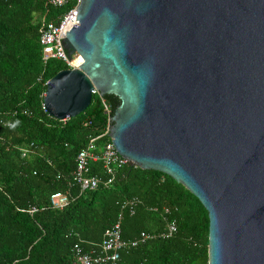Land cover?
Segmentation results:
<instances>
[{
    "label": "water",
    "instance_id": "1",
    "mask_svg": "<svg viewBox=\"0 0 264 264\" xmlns=\"http://www.w3.org/2000/svg\"><path fill=\"white\" fill-rule=\"evenodd\" d=\"M74 22L46 114L116 97L112 147L199 202L207 264H264V0H77Z\"/></svg>",
    "mask_w": 264,
    "mask_h": 264
},
{
    "label": "trees",
    "instance_id": "2",
    "mask_svg": "<svg viewBox=\"0 0 264 264\" xmlns=\"http://www.w3.org/2000/svg\"><path fill=\"white\" fill-rule=\"evenodd\" d=\"M45 1L0 0V264H69L75 245L98 251L118 216L126 243L139 233L155 236L118 251L115 264H207L206 212L168 176L125 165L109 186L80 190L71 183L77 152L89 140L107 141L99 137L106 125L101 100L110 115L118 100L92 94L86 109L66 120L41 109L46 83L67 67L41 61L40 18L52 20L77 2L50 8ZM100 166L89 164L90 173L105 180ZM56 192L67 199L62 209L49 205ZM166 223L176 232L161 238Z\"/></svg>",
    "mask_w": 264,
    "mask_h": 264
},
{
    "label": "built area",
    "instance_id": "3",
    "mask_svg": "<svg viewBox=\"0 0 264 264\" xmlns=\"http://www.w3.org/2000/svg\"><path fill=\"white\" fill-rule=\"evenodd\" d=\"M67 3L68 0H46L44 5L50 8H60ZM76 3L73 7L52 20H47L46 16L40 18L38 44L40 46V58L42 62L49 59L58 60L64 63L67 69H75L81 63V61H78L80 57L77 54H73L71 58H69V65L58 43L59 40L64 39V33H66L69 28L77 25V23L74 22ZM92 94H96V92L92 90L91 95ZM101 105L106 115V125L99 137H107V141L103 142L101 145L95 146L93 145L94 139L89 140L86 147L75 155L73 162L74 167L70 173V181L80 190H95L100 184H103V186L111 185L115 171L127 165V161L116 153L110 143V108L102 100ZM41 109L45 112L43 105H41ZM27 152V149H23L21 151V157H24ZM97 162L101 164L100 167L104 173V177L106 176L105 180H101L100 177L90 173L89 164H95ZM49 205L52 209H62L67 205V199L64 195L56 192L49 196ZM33 211V208H29L28 213ZM164 212H166V210H164ZM118 220L119 216L117 217V221L103 232V239L98 251L83 252L78 246H73L72 258L69 264H115L118 258V251L126 249L127 247H134L137 242H145L155 236L139 233L136 241L126 243L120 239ZM175 232V225L173 223H166L163 231L159 233V236L161 238H169Z\"/></svg>",
    "mask_w": 264,
    "mask_h": 264
},
{
    "label": "bare ground",
    "instance_id": "4",
    "mask_svg": "<svg viewBox=\"0 0 264 264\" xmlns=\"http://www.w3.org/2000/svg\"><path fill=\"white\" fill-rule=\"evenodd\" d=\"M78 61H81V59L79 58Z\"/></svg>",
    "mask_w": 264,
    "mask_h": 264
}]
</instances>
